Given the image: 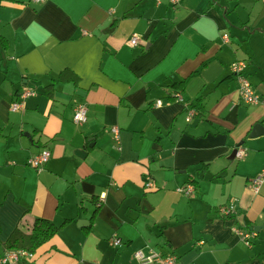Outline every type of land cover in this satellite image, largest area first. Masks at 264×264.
<instances>
[{"label":"crops","instance_id":"0c3cea01","mask_svg":"<svg viewBox=\"0 0 264 264\" xmlns=\"http://www.w3.org/2000/svg\"><path fill=\"white\" fill-rule=\"evenodd\" d=\"M236 61L264 99V0H0V258L17 228L45 219L70 222L21 264H138L149 248L264 264V181L250 182L264 169V135L250 137L264 106L242 102ZM43 149L44 168L28 166ZM188 184L194 196L176 191ZM235 229L257 234L250 247Z\"/></svg>","mask_w":264,"mask_h":264},{"label":"built area","instance_id":"2783aa9c","mask_svg":"<svg viewBox=\"0 0 264 264\" xmlns=\"http://www.w3.org/2000/svg\"><path fill=\"white\" fill-rule=\"evenodd\" d=\"M33 4H42L44 0H31ZM174 4L178 2V0H172ZM139 36L134 35L129 41L130 46L135 47L138 45ZM246 63L244 61H236L231 65V71L238 83V92L240 98L244 104L252 105V106H264V99L260 97L254 90L252 83L249 78L245 74ZM36 93L33 91H25L23 92L19 100H24L26 98L35 96ZM13 102L11 106V110L13 112L21 110L23 103L21 101ZM175 100L178 102H183V98L180 94L175 95ZM161 105V101L157 102V106ZM88 110L86 105L77 104L76 109L74 111V123L77 125H83L87 122ZM196 111L194 109L188 110L187 121L190 122L192 118L195 116ZM110 132L113 134V140L116 144L117 150L121 151V137H120V129L116 126L110 129ZM246 156V151L243 148H238L236 153V158L241 160ZM51 158V152L48 149H43L39 154L32 156L28 159L27 165L41 171L44 166L49 162ZM264 181V169L261 171L259 175L254 177L250 182L252 187L255 190H258L262 182ZM146 188L151 189L154 187L152 182H148L145 184ZM176 191L184 196L192 197L195 195V186L192 184H188L186 186H180L176 189ZM219 213L221 217L227 218L232 217L237 214V209L235 203H231L228 205L221 206L219 208ZM235 231L240 235L242 241L248 246H251V240L257 234L252 230H240L235 229ZM110 246L113 248H119L123 245V241L117 235L112 236L109 240ZM34 253H31L27 250H10L6 251L3 256L0 258V264H21L24 261L32 259ZM134 258L138 262V264H183L178 256L174 253L164 254L162 252H158L154 249L149 248L148 252L144 250H137L134 252Z\"/></svg>","mask_w":264,"mask_h":264},{"label":"trees","instance_id":"16d2710c","mask_svg":"<svg viewBox=\"0 0 264 264\" xmlns=\"http://www.w3.org/2000/svg\"><path fill=\"white\" fill-rule=\"evenodd\" d=\"M98 210L92 216V220L96 218ZM70 221L64 222L60 226H56L52 222L45 219H36L30 232L17 228L8 241L5 243L6 251L10 250H27L31 253L36 252L41 246L48 243L59 230Z\"/></svg>","mask_w":264,"mask_h":264},{"label":"water","instance_id":"95a60500","mask_svg":"<svg viewBox=\"0 0 264 264\" xmlns=\"http://www.w3.org/2000/svg\"><path fill=\"white\" fill-rule=\"evenodd\" d=\"M262 135H264V126L262 125V124H256L255 126H254V128L252 129V131H251V133H250V137L251 138H257V137H259V136H262ZM237 151H238V148L237 149H235L234 151H233V158H235L236 157V153H237ZM81 222H84V221H81ZM254 230H258L259 229V227H255V228H253Z\"/></svg>","mask_w":264,"mask_h":264}]
</instances>
